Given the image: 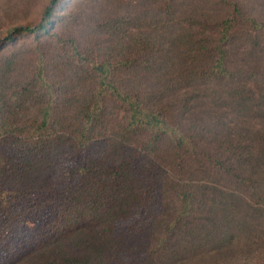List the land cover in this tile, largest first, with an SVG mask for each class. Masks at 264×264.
I'll list each match as a JSON object with an SVG mask.
<instances>
[{
  "label": "trees",
  "instance_id": "16d2710c",
  "mask_svg": "<svg viewBox=\"0 0 264 264\" xmlns=\"http://www.w3.org/2000/svg\"><path fill=\"white\" fill-rule=\"evenodd\" d=\"M169 9L156 22L172 20ZM53 10L47 7L34 27H16L0 53V264H230L241 253L264 264V134L253 138L226 127L217 138L208 114L206 124L185 117L191 99L180 113L175 98L163 103L180 86L169 80L152 86L147 72L162 74L174 43L142 32L124 46L115 42L118 57L94 62L87 56L88 87L68 123L72 139L52 138L60 86L39 45L29 69L20 63L21 44L9 42L26 33L39 44L40 35L53 34ZM115 22L121 31L124 19ZM235 22L236 15L223 18L214 46L196 47L207 51L208 62L196 66L187 55L171 63L186 70L192 59L195 78L230 84L235 78L225 46ZM249 29L264 37V21L250 19ZM68 43L83 59L84 45L75 38ZM138 61L146 64L141 71L116 77ZM107 102L118 110L107 113ZM163 158L183 179L205 173L211 181L174 184L167 175L159 184ZM28 227L35 230L19 237Z\"/></svg>",
  "mask_w": 264,
  "mask_h": 264
},
{
  "label": "rangeland",
  "instance_id": "374dc122",
  "mask_svg": "<svg viewBox=\"0 0 264 264\" xmlns=\"http://www.w3.org/2000/svg\"><path fill=\"white\" fill-rule=\"evenodd\" d=\"M225 5L220 0H60L53 6L51 0H0V53L4 52L5 41L16 27H34L45 18L47 7L51 6L53 14L48 18V31L39 36V44L33 34H20L9 44H21L25 50L20 58V63L30 68L36 65L37 54L34 45H39L45 53L48 68L58 82L60 92L57 95L56 108L53 113L52 132L55 136L70 137V121L76 116L74 103L83 99L88 87L89 79L83 71L88 62L87 56L97 62L103 59L118 57L115 51L118 46L115 42H122L124 46L130 37L136 38L139 33L161 34L160 40L174 43L169 50L172 57L165 59L162 74L147 72V77L152 86L163 81H172L180 86L174 93H166L162 102H169L175 98L180 113V105L190 104V115L185 117L188 121L194 120L198 124L208 123L207 114L210 116L211 127L218 133V137L227 128L230 131H240L251 137L258 138L264 134V37L249 29L250 19L264 21V0H226ZM235 6L238 8L235 9ZM170 8L169 22H156L160 16H166L164 10ZM236 15L233 33L234 37L227 43L228 51L226 67L234 74V81L229 84L228 78L212 79L210 77L195 78L191 72V61L199 66L208 62L207 51L202 48L214 46L217 37L215 31L221 27L216 26L225 17ZM117 19H124L120 24L121 31L116 26ZM115 24V25H114ZM165 25V27H163ZM124 31V32H123ZM118 32L120 34H118ZM124 33V34H122ZM75 38L84 45V58L77 60L70 49L69 40ZM59 39L63 42H59ZM154 39V38H153ZM152 39V40H153ZM199 41L200 43H195ZM257 41L261 44L257 45ZM60 43H63L60 44ZM152 45V44H151ZM61 46H64L61 48ZM18 47V48H20ZM196 47L202 50L196 52ZM7 49V48H5ZM183 51L186 53L183 54ZM191 51V52H190ZM214 53V52H212ZM194 55L186 59L184 70L180 65L171 63L180 58ZM138 53H133V58L139 59ZM135 59V61H136ZM145 63L138 61L130 71L117 70L115 75L120 80H128L130 73L141 71ZM136 74V73H135ZM138 74V73H137ZM140 75V74H138ZM233 80V79H232ZM172 83V84H171ZM65 94L62 95V93ZM188 98L189 100H185ZM247 100L243 104L244 100ZM261 103V104H259ZM118 110L107 102V113ZM121 114V112H119ZM57 123V124H56ZM227 127V128H226ZM241 129V130H240ZM258 130L257 132H254ZM261 133V134H260ZM69 141V140H67ZM264 142V141H263ZM157 167V182L168 176L169 180L181 184L205 183L211 176L205 173L184 175V179L177 176L165 164V158ZM216 186H222L220 183ZM223 187V186H222ZM231 190V189H230ZM235 190V189H232ZM171 193H174L171 191ZM34 227H28L20 233L19 237H26L33 232ZM22 231V230H21ZM7 248L3 251L6 255ZM230 264H258L257 258L247 253H241L239 259Z\"/></svg>",
  "mask_w": 264,
  "mask_h": 264
}]
</instances>
